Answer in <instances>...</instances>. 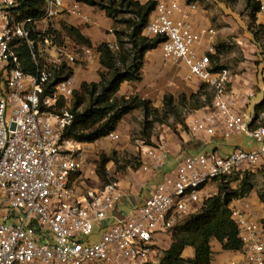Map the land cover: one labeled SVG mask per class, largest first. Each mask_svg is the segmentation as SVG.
<instances>
[{
    "label": "built area",
    "instance_id": "obj_1",
    "mask_svg": "<svg viewBox=\"0 0 264 264\" xmlns=\"http://www.w3.org/2000/svg\"><path fill=\"white\" fill-rule=\"evenodd\" d=\"M44 1L45 15L34 21L20 20L17 0H0V264H160L157 236L195 206L218 197L219 189L210 187L264 170V114L251 127L247 113L239 112L243 98L232 88L231 73L213 67L212 52H198L201 36L183 12L186 0H151L156 8L143 36L161 39L165 60L185 67L186 80L197 77L213 93L211 110L190 117L192 137L206 143L217 136L245 135L262 145L250 152L236 149L226 157L216 152L186 155L143 207L111 225L122 189L111 183L80 193L72 179L88 167L87 153L65 138L74 122L71 110L78 88L73 76L57 78L86 53L76 46L59 47L53 35L52 24L66 0ZM258 3L264 13V0ZM72 13L80 14L78 3H73ZM22 44L34 57L35 73L23 67L18 53ZM109 47L120 49L119 44ZM52 51L55 55H47L44 62L41 54ZM254 97L249 93L247 100ZM107 138L120 139L115 133ZM143 153L144 171L157 173L165 167V140L146 146ZM230 211L243 244L242 259L231 264H264V225L250 198L235 200ZM96 226L103 237L87 245Z\"/></svg>",
    "mask_w": 264,
    "mask_h": 264
},
{
    "label": "crops",
    "instance_id": "obj_2",
    "mask_svg": "<svg viewBox=\"0 0 264 264\" xmlns=\"http://www.w3.org/2000/svg\"><path fill=\"white\" fill-rule=\"evenodd\" d=\"M136 1L145 5L151 0ZM161 1L171 2L173 0ZM186 1L182 2L183 12L189 15L194 30L201 36V42L197 46L198 52L200 55L212 52L210 56L213 67L226 69L231 73L232 88L243 98L239 104V112L247 113L252 100L255 99L254 97L252 100H247V95L253 93L254 89L264 81V13H260V11L255 13L253 9L250 14H246L244 19L226 4L206 9L194 0ZM73 3L80 5V14L72 13ZM188 4H196L197 9L193 10ZM84 17L88 18L89 22ZM177 18H181V15H178ZM70 30L77 31L89 41L90 45L79 43L74 37H71ZM52 32L59 47L76 46L85 50L86 55L82 54L81 61L70 69L78 91L84 84L100 83L103 69L99 48L102 45H118L116 24L107 16L106 12L77 0H66L61 16L52 24ZM45 55L41 54L44 62L48 58L47 55L54 56L55 52H48ZM186 74L185 67L167 62L163 56L162 48L158 47L145 54L142 80L140 82H125L119 90L118 97L127 100L137 98L138 104L148 101L152 109L161 113L165 109L167 97H172L175 103L174 95L182 94L179 98L186 100L183 105L187 108L194 102L201 103L190 112L186 121L188 127V123L191 121L190 117L192 115L203 117L206 112L211 110L213 101L209 105H204L207 98L204 95L197 100H192V96L203 92L202 89L206 86L197 77H193L189 81L186 80ZM208 91L211 92L209 89ZM144 115L143 108L138 107L125 116L115 132L120 137L118 141L106 137L93 144L78 143V147L87 153L89 161L88 167L80 174L73 176L72 179L76 182L80 193L101 187V181L95 173L96 164L93 162L99 151L109 154L114 150L126 151L131 148L133 153L140 154L142 152L141 166L137 169L128 168L127 173L119 175L118 185L124 196L118 210L110 217L111 225L124 220L127 215L143 207L157 186L162 183L164 177L176 170L186 155H196L201 152H216L221 155L219 150L228 141V139L217 136L202 145L189 133V127L188 132L183 131L181 126L175 132L166 125H159L154 128L149 145L143 140H138L137 146H132L133 132L139 125L138 123L143 121ZM162 140H165L168 146V159L165 167L157 173L144 171L142 168L144 145L157 146ZM236 149L242 148L236 147L221 156H229ZM209 189L216 190L219 189V186L215 184ZM234 189L236 190V188ZM248 198L251 200L254 213L263 222L264 204L260 196L252 193ZM205 202L195 206L191 214L197 212ZM172 244L173 234L171 232H164L157 236L156 246L161 257L171 249ZM211 249V264H231L242 259L240 251H226L215 240L211 242ZM195 256L196 251L193 248H187L183 254V258L186 260H193Z\"/></svg>",
    "mask_w": 264,
    "mask_h": 264
},
{
    "label": "trees",
    "instance_id": "obj_3",
    "mask_svg": "<svg viewBox=\"0 0 264 264\" xmlns=\"http://www.w3.org/2000/svg\"><path fill=\"white\" fill-rule=\"evenodd\" d=\"M21 4L20 20L33 19L40 21L45 15L44 0H17ZM80 3L98 7L105 11L107 16L117 24L121 13L130 15L131 33L120 32L116 28L119 51L114 52L108 45L99 48L101 54V82L98 84H84L77 91L72 103L74 122L67 130L65 138L79 144H93L115 133L125 116L138 107H142L146 118L163 115L177 114V109L172 97L166 98L163 112L152 109L150 102L137 98H119L118 93L125 82H140L145 54L160 47L161 39H149L143 36L151 16L155 12L156 3L149 1L145 5L136 0H77ZM254 12L259 11L257 0H250ZM254 18V16H253ZM69 34L79 43L90 45L77 31L70 30ZM18 53L23 67L31 73L37 71L34 57L25 44L20 45ZM72 75L70 69H65L57 78V82ZM203 92L192 96L197 100L203 95L207 97L204 105L211 104L213 93L203 87ZM183 102L186 100L183 99ZM140 105V106H139ZM261 114H264V103L256 108L255 119L251 127H255ZM150 139V136H148ZM110 159H104L97 170L102 181H107V164ZM111 183H106L104 186ZM219 196L206 201L195 213L185 217H178L173 227L168 231L173 234L171 249L160 257V264H211L213 240L219 242L226 251H241L243 244L240 232L232 219L230 206L233 201L247 197L252 191V186L243 185L234 189L223 180L219 183ZM264 204V195H260ZM264 225V220H263ZM193 248L196 256L193 260L183 258L184 251Z\"/></svg>",
    "mask_w": 264,
    "mask_h": 264
},
{
    "label": "rangeland",
    "instance_id": "obj_4",
    "mask_svg": "<svg viewBox=\"0 0 264 264\" xmlns=\"http://www.w3.org/2000/svg\"><path fill=\"white\" fill-rule=\"evenodd\" d=\"M119 1V0H118ZM198 2L202 7L204 6L206 9L217 7L219 4H226L230 6L237 14L242 16L245 19L246 14H250L253 8L251 7L250 0H194ZM133 18L126 13H121L118 17L116 28L120 32H125L126 34L131 33V26L130 23ZM255 95V99L252 100L249 111L247 112V123L249 126L252 125L253 120L255 118V110L258 106H261L264 103V81L261 82L258 88H255L253 91ZM176 94V93H175ZM182 94L174 95L176 99L175 103H177L176 109L177 114L169 115L167 118H164L163 115H158L157 118L155 116H151L150 118H146L144 115V119L142 122H139L137 128L133 132V136L131 139V145L137 146L138 140H143L146 144H150L148 136L151 137L153 134L154 128L158 127L159 125H166L170 129L176 132L179 127H182L183 131L188 132V127L186 125L187 118L190 115V112L201 105V103L194 102L188 108L183 105V101L179 98ZM179 98V99H178ZM207 100V98H206ZM206 102V101H204ZM144 111V109H143ZM10 119V117H9ZM264 124V123H262ZM209 141V140H208ZM207 143V142H206ZM205 143H202V145ZM144 145L143 150L146 146ZM261 143L248 138L245 135L241 136H234L228 139L225 146H222L219 150L220 154L223 155L234 150L236 147L244 148L245 151H256L261 149ZM142 151V150H141ZM93 162L96 164V176L101 181V186L108 183H117L119 175H124L128 172V168L137 169L141 166V159L142 152L140 154L133 153L131 148H128L126 151H112L111 153L107 154L104 151H99L96 155ZM104 159H110V162L107 164V181H102L97 174V170L99 166L102 164ZM91 163V162H90ZM228 184L232 187L238 189L240 186L245 184L252 186V191L247 195L250 197L252 193H256L257 195H264V170H259L254 174H244L240 176H234L229 181ZM218 186H220L218 184ZM104 232L101 231L99 227H95L93 235L87 239V245H94L95 243L99 242L103 237Z\"/></svg>",
    "mask_w": 264,
    "mask_h": 264
}]
</instances>
